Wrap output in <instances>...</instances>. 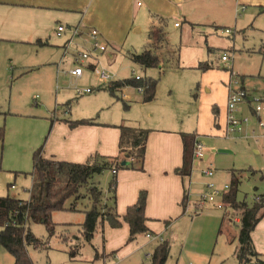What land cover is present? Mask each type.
<instances>
[{
    "label": "crops",
    "instance_id": "obj_1",
    "mask_svg": "<svg viewBox=\"0 0 264 264\" xmlns=\"http://www.w3.org/2000/svg\"><path fill=\"white\" fill-rule=\"evenodd\" d=\"M137 1L141 2L139 7L136 6ZM241 7H244L243 11L240 10ZM248 7L264 12V0H0V56L7 53L17 57L20 64L16 65L15 63L14 65L17 69L24 71L22 73L24 75L49 71L50 76L52 75L50 81L45 79L41 83L54 86L55 81L57 83L61 78L59 75L62 73L68 75L67 72L73 68L72 57L75 50H90V41L86 36L89 29L98 31L100 40L107 45V49L120 51L127 44L136 40V36L142 34L146 20L150 21L153 29L158 27L161 35H163L162 27L170 23L175 29H181L185 24L192 31L197 30L202 33L212 30L217 32L222 28L233 27L236 29L238 19L248 17L245 14ZM255 15L251 14L248 18L254 19ZM175 23H179V26L175 27ZM60 25L67 28L77 27L81 30V36L75 38L68 49H65V45L70 37L69 32L60 37L56 36V28ZM223 35L225 34L223 33ZM160 46H153V51L158 58L157 51ZM258 53L263 55L264 48L262 52ZM100 57L101 55L97 59L99 60ZM8 59L11 61L10 58ZM204 64L201 68H209L202 70L203 73L214 71L212 65ZM89 66H86L87 69H84V72L90 71ZM15 67L9 66V69L13 71ZM230 71L233 73L231 68ZM231 73L225 83V94L221 102L223 107L221 108L219 102L214 100V103L217 104L211 108L213 130L221 138H224L227 84ZM240 78L245 89L257 94L264 93V90L246 88L244 80L242 77ZM260 78H264V76H260ZM127 89L130 88H123L119 93L122 101L130 103L131 99L124 93ZM193 95L195 99L196 92ZM139 96V100L133 101L132 107L128 104L124 105L125 111L131 108L133 113L140 115L132 120H129L128 115L114 112L100 115L99 111L102 109L98 110V101L97 104L86 105L80 99L82 96L77 97L75 91L66 98V104L75 99L73 106L69 107L68 103L69 112L66 110L59 112L58 106H55L54 103L48 117L33 115L18 117L20 119H16L18 123L14 122L15 126L9 128L7 126L5 129L3 143H6V150L1 158L0 172L7 171L8 175H5L7 179L14 178L16 180L20 175L17 170H23V165H28L32 161L33 153L39 148H42V157L45 159L84 164L95 156L119 157L130 162L133 166H137L135 159L130 156L124 158L119 153L120 130L118 127L124 125L147 130L149 133L142 170L124 168L118 170L115 175L111 171H105L110 179L109 183L113 176L116 178L114 199L108 189L103 194L96 186L97 176L91 180V184L102 193L101 202L104 207L101 208V211L103 212L105 207L114 209L120 221L127 209L136 204L139 193L145 192L144 215L147 219L145 226L148 233L139 235L135 241L128 243L129 228L127 224L122 221L120 227L111 228L107 222L99 221L91 241H94L98 236L102 244V251L101 253L96 251L95 256L101 258L104 264H119L129 260L137 249L142 250V247L156 242L154 246L152 245L150 256L155 248L162 243L168 244L169 256L171 246L173 248V245L176 244L180 251L177 263L180 258L183 259V262L187 258L189 260L187 264H211L220 236L224 235L226 241L228 239V243L233 242H229V234L232 231L231 219L240 216L227 206L224 209H216L211 205L207 206L209 209L205 208V212L186 214L190 210L188 207H192L196 203L198 193L203 191V182L211 181L214 178L215 173L210 179L202 175V170L209 165L199 168L200 163L210 159L207 153L210 147L207 140L212 137L200 129L199 115L194 130H190L183 123L177 125L171 118H165L162 111H158L154 105L156 104L155 97L151 102L145 103L142 101L143 94ZM57 97L58 92L56 91V99ZM246 114H248V110L242 106L240 115ZM79 121H89L91 124L70 125V122ZM258 132L263 133L264 131ZM183 134H191L200 138L206 148L204 159L193 163L188 177H182L175 173V170L182 166ZM237 139L230 140L237 141ZM263 143L264 139H260L259 145ZM3 146H0L1 151L4 149ZM254 151L256 154L259 153L257 149ZM29 169L28 167L25 170L30 171ZM230 173H232L231 177L234 175L237 178L234 172ZM30 178L31 188V175ZM8 185L5 193H0V197L9 196L24 201L29 199V193H27L26 199H21L15 186ZM82 190L79 193L80 199L84 198ZM185 193H187V203L183 210L181 203ZM85 199L91 206L88 197ZM77 209L76 204L72 211H78ZM88 210L85 208V211ZM148 234L153 238H147ZM141 238H146L148 241L139 245L138 241ZM251 240L256 253L264 261V218L251 233ZM150 256H148L149 259Z\"/></svg>",
    "mask_w": 264,
    "mask_h": 264
},
{
    "label": "rangeland",
    "instance_id": "obj_2",
    "mask_svg": "<svg viewBox=\"0 0 264 264\" xmlns=\"http://www.w3.org/2000/svg\"><path fill=\"white\" fill-rule=\"evenodd\" d=\"M245 14L248 17L251 14L256 15L254 19L240 17L236 29L228 28L232 31L229 36L223 35V30L226 28L217 32L209 30L201 33L197 30L192 31L185 24L181 29H175L172 23L162 27L163 35H161L160 29L158 27L153 29L150 21L146 20L142 34L136 36V40L127 44L120 51L107 49L99 60L101 67L114 75L113 79L116 81L133 78V75L140 76L144 80L158 79L155 94L156 104L154 105L158 111H162L165 118H171L177 125L183 123L190 130H194L199 115L200 129L212 137L207 140L210 146L207 150L210 159L200 163L199 168L209 165L214 169L215 175L211 182L217 187L230 186L232 174L230 172H234L239 181L237 201H244L251 206L254 202H260L264 198V143L259 145L260 140L255 144L251 139L245 140L240 137L237 141L221 138L213 130L214 126L211 122L213 120L211 108L217 104L214 103V100L219 102L221 108L223 107L221 102L225 94V83L231 73L230 68L234 74L242 77L246 88L264 90V78H260V76H264V54L258 53L262 52L264 48V12L248 7ZM155 45H161L157 51L160 61L157 68L144 70L132 63L129 58L131 53L138 54L144 49H152ZM224 52L229 55L228 63L220 60ZM17 62L18 58L11 54L4 53L0 56V127L4 126L6 129L7 126L8 128L15 126L14 122L18 123L16 119H20L18 117L28 115L48 117L54 103L55 106H58L59 112L61 110L67 112L69 107L74 105L75 99L68 102L70 105L68 107L66 98L76 89L86 88H92L93 92L80 97L81 101L86 105L97 104L98 101L97 108L98 110L102 109L99 111L100 115L114 112L128 115L129 120L140 116L133 113L131 108L127 111L124 110L125 104L131 106L134 100H139L140 94L136 89L130 88L124 91L131 99L130 103L122 101L119 92L111 96L107 91L96 90L95 88L100 84L90 71H85L82 78L77 80L69 74L60 72L62 75H59V78H61L57 83L55 81L54 86L43 85L42 81L45 79L50 81L52 77L49 71L24 75L22 74L24 71L15 67V63L16 65L20 64ZM204 63L212 65L214 71L203 73L201 67L205 65ZM8 65L15 67L14 70L9 69ZM56 91L58 92L57 99ZM194 92L197 95L195 99ZM250 123L251 126L256 125V120L251 115ZM3 145V151L0 150V162L6 150V143L4 142ZM254 149H257L259 153L256 154ZM127 156L128 154H124L122 157L127 158ZM28 167L30 171L25 170ZM22 168L23 170H17L20 175L16 180L14 178L7 179L5 176L8 175L7 171L0 172L1 194L5 193L8 184H11L15 186L21 199L27 198V190L30 188L31 182L32 161L28 165H23ZM109 180L106 172L95 179L96 186L103 194L108 189ZM203 180L205 179L203 178ZM207 182L208 180H205L203 183ZM81 192L84 193V198L76 202L78 211L57 210L51 214L50 221L53 227L51 234L41 223H32L29 226L31 233L42 242V245L36 249L27 248L34 264H104L101 258L95 256L96 251L97 253L102 251L99 237L96 236L94 241L86 243L80 233V227L84 222L83 212L85 208H91L85 199L88 197L86 191L82 190ZM70 203H73V199L69 200L65 206H69ZM98 207L99 209L104 207L101 200H99ZM206 209L209 208L206 207ZM206 209L199 211L193 205L188 207L189 211L186 214H199L205 212ZM108 210L105 207L103 212L107 213ZM237 214L239 215V212ZM236 217L240 219V216ZM232 222L229 242H233L228 243V239L226 241L225 236L221 235L216 244L211 264H237L234 252L238 246L236 234L240 226ZM144 239L141 238L138 241L139 245L148 241L146 238ZM155 244L156 242H153L149 246L142 247V250L137 249L129 260L119 264H150L148 256ZM179 253L178 245L174 244L173 248L171 246L165 264H187L189 262L187 258L184 262L180 258L177 263ZM13 262L12 256L0 248V264H13Z\"/></svg>",
    "mask_w": 264,
    "mask_h": 264
},
{
    "label": "trees",
    "instance_id": "obj_3",
    "mask_svg": "<svg viewBox=\"0 0 264 264\" xmlns=\"http://www.w3.org/2000/svg\"><path fill=\"white\" fill-rule=\"evenodd\" d=\"M264 11V9H263ZM157 46V45H156ZM154 49H144L139 54L129 55L133 64L144 70L157 68L159 58ZM204 67L201 70H207ZM158 79L133 78L114 81L107 85L97 87V90H104L114 96L123 88H143V102H151L155 97ZM216 121V115H215ZM91 124L89 121L70 122L71 126L78 124ZM119 153L128 154L136 160L133 166L125 159L95 156L84 164L68 163L63 161L45 159L42 157V148L33 153V171L31 172L32 185L29 189V199L24 201L9 196L0 197V248L10 254L14 260L13 264H34L27 248H38L42 245L40 239L36 238L30 230L32 223H41L49 234L53 232L50 221L51 214L57 210H74L75 203L80 199V190H85L88 199L91 201V208L84 212V222L81 225V236L86 243H91L98 222H107L111 228H118L123 221L128 225V243L135 241L139 235H146L148 229L145 226L147 221L144 215L146 193L140 192L135 205L129 207L125 215L119 219L114 209L107 213L99 209L101 191L92 186L91 180L105 171L124 168L143 169L145 145L149 131L138 128L120 126ZM5 127H0V146L3 145ZM195 136L191 134L182 135V166L175 170L177 175L188 177L193 167L192 151ZM115 173V174H116ZM113 174V175H115ZM239 181L234 175L231 177L229 190L222 197L221 202L239 212L240 229L237 235L238 246L234 252L237 264H264V261L256 253L251 233L257 224L264 218V198L260 202H254L251 206L244 201H237L236 195ZM116 178L113 176L108 192L115 198ZM73 199V203L67 208L65 204ZM187 193L182 200L183 210L186 208ZM7 224L6 226H4ZM168 244L158 245L150 256V264H165L168 259Z\"/></svg>",
    "mask_w": 264,
    "mask_h": 264
},
{
    "label": "built area",
    "instance_id": "obj_4",
    "mask_svg": "<svg viewBox=\"0 0 264 264\" xmlns=\"http://www.w3.org/2000/svg\"><path fill=\"white\" fill-rule=\"evenodd\" d=\"M141 2L137 1L136 6H140ZM241 11L244 7H241ZM175 27L179 26V23L174 24ZM79 28H67L65 26H58L56 28V36L60 37L62 34L69 32L70 37L66 42L65 49H68L73 44V40L81 36ZM225 35H231L230 29H224ZM90 41V50L76 49L72 57L73 68L67 73L74 78H81L84 73V69H87V65H90L88 69L97 79L100 86L107 85L115 80L114 76L111 75L107 70L101 67L97 57L102 55L107 49V45L100 40V34L95 29H89L86 33ZM222 62H229L230 58L227 54L221 56ZM134 74V73H133ZM133 79L140 80L142 77L134 76ZM137 93L143 94V88H137ZM93 92L92 88L76 89L75 94L77 97L88 95ZM244 106L248 110V114L240 115L241 107ZM250 115L256 120V125L251 126ZM225 125L223 129V137L226 139L244 138L245 140L251 139L257 143L260 139H264V132L259 133L258 131H264V93L257 94L253 91L245 89L241 83V78L234 73H231L230 80L227 84V101L225 108ZM205 146L201 142L200 138H195L192 160L193 163L201 161L205 157ZM112 174L116 173L115 169L111 170ZM202 175L205 178H212L214 171L211 166L206 167L202 170ZM14 188V187H12ZM229 190V185H224L222 188L217 187L213 182L208 181L204 184V189L198 195V199L194 204L196 210L202 211L207 206H213L216 209H224L225 205L221 202V198L224 196L226 191ZM232 223L240 226V219L235 217L232 219ZM5 224L4 226H6ZM147 238L152 239L153 236L148 234Z\"/></svg>",
    "mask_w": 264,
    "mask_h": 264
}]
</instances>
